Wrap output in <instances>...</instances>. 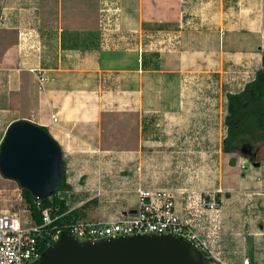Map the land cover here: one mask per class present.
Segmentation results:
<instances>
[{
  "label": "crops",
  "instance_id": "crops-1",
  "mask_svg": "<svg viewBox=\"0 0 264 264\" xmlns=\"http://www.w3.org/2000/svg\"><path fill=\"white\" fill-rule=\"evenodd\" d=\"M108 4L118 12L109 14L113 30L101 12ZM263 50L264 0H0V111L12 114L9 126L28 120L48 130L71 187L85 181L102 195L128 168L135 188L121 212L135 210L139 187L224 190L225 260H264V158L242 173L230 156H184L185 133L203 123L186 113L195 98L170 90L185 73L217 69L228 99L255 79ZM39 75L52 80L43 91Z\"/></svg>",
  "mask_w": 264,
  "mask_h": 264
},
{
  "label": "built area",
  "instance_id": "built-area-1",
  "mask_svg": "<svg viewBox=\"0 0 264 264\" xmlns=\"http://www.w3.org/2000/svg\"><path fill=\"white\" fill-rule=\"evenodd\" d=\"M101 12H110V9L103 8ZM105 18L111 22L109 14ZM33 72L37 71L34 69ZM50 81L48 76L39 75L40 90L43 91ZM51 120L53 124L57 123V115L53 114ZM238 165L246 170L247 160H239ZM220 193L221 190L181 188L174 192L139 187L135 214L126 209L115 217L76 222H62L66 214L78 209L69 205L66 197L69 191L58 195L70 207L64 214L59 213V205L44 207L43 199L36 198V206L41 210L40 223L26 204L21 213L0 210V264H33L58 241L63 231L80 241L89 242L138 234H170L191 242L204 253L209 264H264L248 257L234 262L225 260ZM20 196L24 201L22 190Z\"/></svg>",
  "mask_w": 264,
  "mask_h": 264
},
{
  "label": "water",
  "instance_id": "water-1",
  "mask_svg": "<svg viewBox=\"0 0 264 264\" xmlns=\"http://www.w3.org/2000/svg\"><path fill=\"white\" fill-rule=\"evenodd\" d=\"M242 156L250 155L243 148ZM260 167L259 163H253ZM0 172L39 199L50 198L63 181L66 165L58 142L43 127L18 120L0 146ZM132 214L136 210L130 211ZM33 264H208L204 253L184 237L138 234L80 241L63 231Z\"/></svg>",
  "mask_w": 264,
  "mask_h": 264
},
{
  "label": "rangeland",
  "instance_id": "rangeland-1",
  "mask_svg": "<svg viewBox=\"0 0 264 264\" xmlns=\"http://www.w3.org/2000/svg\"><path fill=\"white\" fill-rule=\"evenodd\" d=\"M106 10L110 9V12H103V14L106 16L108 14L116 13L113 9H111V5H107L103 7ZM118 13V12H117ZM116 13V14H117ZM111 22H108L106 19V23L108 24V27L110 30H113L116 25H113L114 21L111 19ZM155 40H160L161 35H158V37L154 38ZM153 40V41H155ZM156 45V44H155ZM158 48L160 44H157ZM171 46V44H170ZM154 49H156L155 46H153ZM230 75L232 78L239 79L243 72L241 69L234 68L231 69ZM223 76L225 74H222L220 72H217V69L212 74H200L196 72L191 73H185L183 74V84H172L170 87L171 91L176 90H183L190 94V97L195 98L193 99L194 103L190 101H186L187 104H194V108L192 112H187L189 114H194V117L198 119L203 125L201 126V129L189 131L185 133V147L183 149L184 156H195L200 158L201 162H207L212 159H218L217 161L225 162L227 157L234 158L237 163L239 160L246 159L247 160V169L240 170L242 173H249L251 171H258L257 168L254 167L253 163L250 162L249 159L242 156V154H230L227 155L223 152L222 146L223 141L226 137V125L224 124V118H225V112L227 107V98L225 92L229 89H226L225 83H224V91L223 94H221V81L223 79ZM250 79V78H249ZM182 88H181V87ZM180 88V89H179ZM189 98V97H187ZM210 103H216V107H212L209 104ZM220 109H222V112H219ZM212 110L216 111L217 113V119H215V122L217 124L214 125L213 128H209L210 119L212 117H209ZM12 114L4 113L0 111V146L5 138L8 126L10 124V116ZM220 118H221V124H220ZM223 118V119H222ZM214 119V117H213ZM175 136H177L175 134ZM231 158V159H232ZM261 158H264V146H261L258 151V157L257 159L260 160ZM204 159V160H203ZM230 159V160H231ZM227 162V161H226ZM230 164V162H229ZM231 165V164H230ZM187 165V168H190L191 170H187V172H197L200 170L196 167V165L189 166ZM202 167L206 166L205 164H201ZM225 166V165H224ZM220 167V164L217 165L215 171L216 175H218ZM186 168V169H187ZM186 172V173H187ZM236 184H239V181L236 182ZM75 185V183L73 184ZM76 187H72V190L69 191V194H66L67 200L69 202V205L71 207H77L80 208L83 205H85L89 201L97 200V206H95L94 209L89 211L87 213V219H103L104 217H115L119 215L121 210L124 207L131 206V202L126 203V200L129 198H124L123 200V193L125 195L132 194L133 192H130V189H134L135 187V181H132L130 178V171H128V168L125 170V172L121 173L120 179L118 181L117 185H114V187L109 188L108 192H105L102 195H99L100 191L95 190V188H88L86 186L85 181H80L76 183ZM129 188V192H121V190ZM188 189H193L191 187H183ZM221 189V188H219ZM20 190H22L19 183L6 179L0 172V210L5 211L9 210L16 213H21L22 210L25 208V203L22 201V198L20 196ZM195 190V189H194ZM218 190V189H217ZM198 191V190H197ZM216 191V190H212ZM224 190H222V193L219 194L218 200L220 204L222 205V198H224ZM133 195V194H132ZM221 197V198H220ZM131 200V199H129ZM222 218V217H221ZM223 223V221H222ZM249 227V225H247ZM248 231L251 233V229L248 228ZM250 238V236H248ZM254 238L253 236H251ZM241 257V256H240ZM257 263H264V260H258L254 261Z\"/></svg>",
  "mask_w": 264,
  "mask_h": 264
},
{
  "label": "trees",
  "instance_id": "trees-1",
  "mask_svg": "<svg viewBox=\"0 0 264 264\" xmlns=\"http://www.w3.org/2000/svg\"><path fill=\"white\" fill-rule=\"evenodd\" d=\"M262 56V68L256 73L255 79L246 84L243 91L228 95L225 117L227 136L222 146V150L226 154H241L243 148L249 149L250 155L246 158L252 163H259L258 151L261 146H264V50ZM230 164L235 165L236 160L232 158ZM71 190L72 187L68 185L65 174L55 193L50 198L42 200L44 207L59 205V213H67L70 207L67 206V201L60 200L58 195L60 192ZM22 196L35 220L40 223L41 210L36 206V198L29 191L23 189ZM97 203L96 199L87 202L82 207L66 214L62 222L87 219V213L94 209ZM207 262L209 264L208 260Z\"/></svg>",
  "mask_w": 264,
  "mask_h": 264
}]
</instances>
